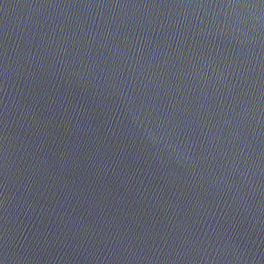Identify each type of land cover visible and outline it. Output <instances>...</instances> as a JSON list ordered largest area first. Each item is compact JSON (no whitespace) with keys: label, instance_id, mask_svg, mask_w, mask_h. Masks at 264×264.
<instances>
[{"label":"water","instance_id":"obj_1","mask_svg":"<svg viewBox=\"0 0 264 264\" xmlns=\"http://www.w3.org/2000/svg\"><path fill=\"white\" fill-rule=\"evenodd\" d=\"M0 264H264V0H0Z\"/></svg>","mask_w":264,"mask_h":264}]
</instances>
